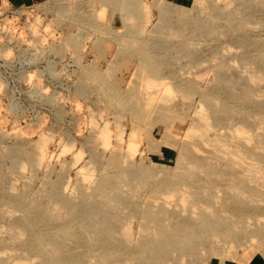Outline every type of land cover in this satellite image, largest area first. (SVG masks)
<instances>
[{"label": "rangeland", "instance_id": "374dc122", "mask_svg": "<svg viewBox=\"0 0 264 264\" xmlns=\"http://www.w3.org/2000/svg\"><path fill=\"white\" fill-rule=\"evenodd\" d=\"M0 264H264V0H0Z\"/></svg>", "mask_w": 264, "mask_h": 264}, {"label": "bare ground", "instance_id": "6f19581e", "mask_svg": "<svg viewBox=\"0 0 264 264\" xmlns=\"http://www.w3.org/2000/svg\"><path fill=\"white\" fill-rule=\"evenodd\" d=\"M130 145H131V144H130ZM130 145H129V146H130Z\"/></svg>", "mask_w": 264, "mask_h": 264}]
</instances>
